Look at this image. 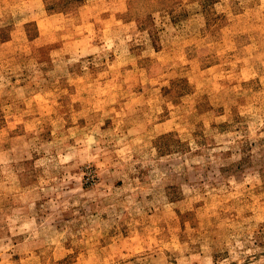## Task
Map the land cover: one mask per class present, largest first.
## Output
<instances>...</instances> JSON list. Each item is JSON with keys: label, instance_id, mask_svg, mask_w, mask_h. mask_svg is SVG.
<instances>
[{"label": "rangeland", "instance_id": "374dc122", "mask_svg": "<svg viewBox=\"0 0 264 264\" xmlns=\"http://www.w3.org/2000/svg\"><path fill=\"white\" fill-rule=\"evenodd\" d=\"M0 264H264V0H0Z\"/></svg>", "mask_w": 264, "mask_h": 264}]
</instances>
